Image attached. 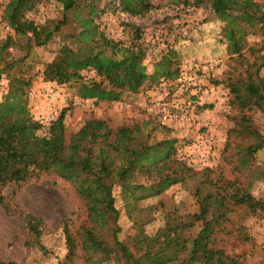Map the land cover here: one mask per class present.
<instances>
[{"label":"trees","instance_id":"16d2710c","mask_svg":"<svg viewBox=\"0 0 264 264\" xmlns=\"http://www.w3.org/2000/svg\"><path fill=\"white\" fill-rule=\"evenodd\" d=\"M52 1L60 3L65 14L61 20L46 21L42 26L43 41L32 36L38 25L27 15L43 0H8L2 5V19L12 31L0 39V78L6 77L9 86L0 101V203L5 201L3 188L10 182L21 183L43 174H55L71 182L83 202L86 219L74 233L65 219L68 252L61 264H73L79 247L88 264L113 260L122 264H243L220 245L224 240L222 234L233 232L230 225L241 233L242 226L239 223L235 226L237 220L233 214L239 210L249 214L264 212V198L254 196L248 188L221 174L217 180L213 179L211 169L198 172L179 160L176 139L158 140L146 132L155 118L144 122L143 126L123 124L117 128L106 119L90 118L76 131L68 129L65 110L46 127L34 118L28 97L32 76L21 67L26 65L25 60L34 46L48 43L68 23L67 12L87 9L88 16L80 20L82 29L78 41L62 44L56 58L45 66L41 72L43 81L60 85L81 81V85L87 87L90 83L85 80L83 71L94 69L99 74L100 59L121 64L131 58L139 59L142 51L137 45L141 38L138 28L129 45L109 39L99 31L94 16L105 11V7L98 9L102 0ZM205 1L224 22L222 38L228 54L236 60L233 74L228 78V87L234 95L231 104L241 109L255 106L264 111L261 73L264 37L260 44L247 47L245 43L249 34L264 36V0H196L197 4ZM109 5L132 16L145 15L153 7L151 0H106L105 6ZM13 47L26 54L10 58ZM108 50L121 53L122 58L109 55ZM247 53L254 56L253 61H249ZM175 55L171 48L162 55L156 65V78L175 80L179 77ZM13 66L19 67V73H9ZM5 72L8 74H3ZM96 89L99 87L92 91ZM241 120L244 130L254 135V141L245 147V151L253 155L264 147V136L246 114ZM163 128L168 130V127ZM197 176H201L198 181ZM188 178L196 180L192 188L198 204L195 212L185 218H169L153 235L140 228L132 243L120 239L116 186L121 187L130 207L160 195L174 184L185 183ZM27 219L30 229L39 236V219L32 215H27ZM0 264L20 263L0 259Z\"/></svg>","mask_w":264,"mask_h":264},{"label":"rangeland","instance_id":"374dc122","mask_svg":"<svg viewBox=\"0 0 264 264\" xmlns=\"http://www.w3.org/2000/svg\"><path fill=\"white\" fill-rule=\"evenodd\" d=\"M7 1L0 0V39L7 34L3 29L6 21L2 19V5ZM151 1L152 9L137 16L122 13L114 6H105L106 0L98 4L99 10L105 7L104 12L94 16L99 31L109 39L129 45L138 28L141 38L137 45L142 51L139 59L131 58L121 64L100 59L99 74L93 69L83 71L85 80L90 83L87 87L81 85V81L60 85L62 89L57 90L56 102L60 111L66 112L68 129L76 131L90 118L106 119L113 128L123 124L143 126L144 122L155 118L146 132L158 140L165 137L176 139L179 160L198 172L211 169L213 179L217 180L221 174L248 188L254 196L264 198V147L253 155L245 151V147L254 141V135L244 130L241 120L246 114L264 136V111L255 106L241 109L231 104L234 95L228 87V78L233 74L236 60L228 54L222 38L224 22L218 19L206 1L201 4L196 0ZM64 14L62 5L56 1L38 3L27 14L38 25L32 36L43 41L45 32L42 26L48 20L63 19ZM67 15L68 23L48 43L34 46L25 60L26 65L21 67L32 76L28 97L34 117L38 108L49 105L45 96L46 104L40 100L48 85L42 80L41 72L56 58L62 44L78 41L82 29L80 20L85 19L88 12L87 9L82 12L75 9ZM163 30L176 31L177 34L168 40ZM263 37L260 33L249 34L245 43L247 47L260 44ZM170 48L176 53L179 77L182 72L186 74L183 81L164 77L159 80L154 75L158 61ZM151 49L159 54L153 56ZM25 54L18 47L10 48L12 59ZM108 54L122 58L121 53L112 50H108ZM247 55L249 61L254 60L253 55ZM17 68L13 66L9 73H19ZM261 73L264 76V67ZM7 85L0 84V101L7 92ZM95 87L99 90L92 91ZM163 96L185 105L190 111L189 120L169 127L149 112L152 101ZM196 180L188 178L187 182L174 184L160 195L130 207L121 187L116 186L114 194L120 211V239L132 243L140 228L153 235L166 225L169 218H185L195 212L198 204L192 188ZM3 195L5 201L0 203V259L20 264H61L68 252L65 219L73 233L86 219L85 207L73 184L55 174H43L25 182L8 183L3 188ZM247 213L239 210L233 214L237 220L235 226L239 223L242 231L238 233L230 225L233 232L223 233L224 240L220 245L243 264H264V212ZM27 215L39 219V236L30 229ZM73 264H88L80 247ZM105 264L122 263L113 260Z\"/></svg>","mask_w":264,"mask_h":264},{"label":"built area","instance_id":"2783aa9c","mask_svg":"<svg viewBox=\"0 0 264 264\" xmlns=\"http://www.w3.org/2000/svg\"><path fill=\"white\" fill-rule=\"evenodd\" d=\"M3 29L7 34L12 31V28L6 22L3 24ZM163 33H165L168 40H171L177 34L176 31L165 32L164 30ZM151 54L153 56H157L159 52L151 49ZM185 77L186 74L182 72L178 79L183 81ZM0 84L7 85V80L4 77L0 78ZM58 89H60V84L56 82L47 85L44 96L47 98L49 105H45L46 108L42 109L37 107L39 110L37 109L36 116L34 118L41 121L44 127L49 125L50 122L53 119H56L61 113L58 103L56 102L58 100ZM148 111L158 117L161 123L169 127H176L177 125L184 124L190 118V111L187 107H185V105H181L180 103H177V100H171L166 96L154 99L151 106L148 107Z\"/></svg>","mask_w":264,"mask_h":264},{"label":"crops","instance_id":"0c3cea01","mask_svg":"<svg viewBox=\"0 0 264 264\" xmlns=\"http://www.w3.org/2000/svg\"><path fill=\"white\" fill-rule=\"evenodd\" d=\"M49 84H51V83H48V85H49ZM60 88H61V86H60ZM61 89H62V88H61ZM40 100L46 104V99H45L44 95H42V96L40 97Z\"/></svg>","mask_w":264,"mask_h":264}]
</instances>
